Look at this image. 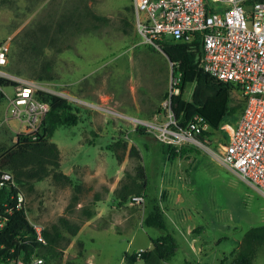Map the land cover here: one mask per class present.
Masks as SVG:
<instances>
[{
    "label": "rangeland",
    "instance_id": "374dc122",
    "mask_svg": "<svg viewBox=\"0 0 264 264\" xmlns=\"http://www.w3.org/2000/svg\"><path fill=\"white\" fill-rule=\"evenodd\" d=\"M38 23L50 24L42 58L20 44L24 32ZM6 39L7 62L0 69L7 77L35 79L32 75L41 62L49 61L52 78L38 81L63 92L67 99L84 101H76L81 106L78 123L58 126L51 138L60 149L63 172L72 166L79 172L83 166L87 182L81 184L79 180L81 192H85L82 206L90 207L87 201L93 199V186L104 196L111 188L130 183L136 178V165L143 166L146 197L130 206L136 212L131 220L137 217V226L126 229L112 224L78 233L87 256L93 253L97 264H119L126 252L148 247L149 236L165 234L166 230L141 226L145 208L154 204V197L164 213L167 231L178 244L172 264H229V254L245 231L264 224V194L204 149L185 148L179 153L181 159H168L165 147L152 136L134 133L137 124L132 119L112 113L143 112L159 106L174 80L171 62L162 52L144 45L137 34L132 0H0V43ZM192 88L193 84L185 88L186 100H190ZM3 90L13 94L10 85ZM232 97L235 102L242 100L236 90ZM5 107V97L0 98V142L9 144L27 127L16 118L4 120ZM118 139L126 142V150L119 146L114 153L108 146ZM131 145L137 154H128ZM115 154H122V159ZM71 185L56 184L48 176L35 182L31 191L23 189L28 220L47 226L65 213L72 222H79L82 206L75 208V203L68 207L74 204L72 195L78 191ZM162 188L166 199L158 197ZM118 210L121 214L122 208ZM179 222L192 226L188 236L183 235ZM198 227L203 228L195 232ZM73 240L70 236L67 244L61 241L59 257L50 264H72L71 259L81 249L77 240L70 247ZM253 264H264V243L256 248Z\"/></svg>",
    "mask_w": 264,
    "mask_h": 264
},
{
    "label": "built area",
    "instance_id": "2783aa9c",
    "mask_svg": "<svg viewBox=\"0 0 264 264\" xmlns=\"http://www.w3.org/2000/svg\"><path fill=\"white\" fill-rule=\"evenodd\" d=\"M134 25L141 41L159 49L160 41L188 42L195 36L201 43L200 65L211 76L232 83L242 97V108L227 115L214 131L199 114L179 124L170 105V94L178 88L170 84L161 110L153 118L129 117L159 142L204 149L245 182L264 194V0H132ZM9 39L0 43V67L7 62ZM0 76L5 72L0 69ZM15 81L13 94H5L4 120L16 118L27 130H36L47 111V104L34 96L37 90L64 95L38 80L8 77ZM27 93V94H25ZM71 100H83L69 97ZM84 102V101H83ZM110 111V110H109ZM111 112V111H110ZM114 115L120 116L113 111ZM122 117H127L121 115ZM209 133L203 135V133ZM222 132L223 136H222ZM213 142L217 147L209 146ZM10 179L8 173L1 175ZM144 201L143 194L130 197V204ZM25 205L22 192L16 194V208ZM5 219L0 216V228ZM31 223V222H30ZM36 238L44 226L31 223ZM141 250V248L139 249ZM17 264H25L18 261ZM28 264H45L34 255Z\"/></svg>",
    "mask_w": 264,
    "mask_h": 264
},
{
    "label": "trees",
    "instance_id": "16d2710c",
    "mask_svg": "<svg viewBox=\"0 0 264 264\" xmlns=\"http://www.w3.org/2000/svg\"><path fill=\"white\" fill-rule=\"evenodd\" d=\"M97 16L100 19L99 15ZM91 26L96 27L97 24L91 23ZM49 27L50 24H32L24 32L20 44L29 47L36 58L44 57L43 47L49 40ZM57 28L60 29L61 25ZM146 46L153 51L162 52L171 62V74L176 79L173 87L178 88V92L170 94V105L179 124H184L192 115L199 114L212 130L216 131L227 115H235L241 110L242 100L235 102L232 97L235 88L233 84L211 76L201 67L202 49L197 36L188 42L160 41L159 49L150 44ZM51 68V62L42 61L40 69L32 75L34 80L51 79ZM14 84L15 81L11 78L0 76L1 87L9 85L13 87ZM188 84H193L190 100L184 98ZM168 94L169 92H165L163 98L168 97ZM34 96L39 101L45 102L48 107L39 127L34 131L17 132L9 144L6 141L0 142V216L5 219L3 227L0 228V264H17L18 261L28 264L34 255L43 257L45 264H50L59 257L61 251L57 248L61 247V241L64 240L67 244L69 237L75 235L80 228V223L72 222L66 215L60 214L56 220L44 226L42 237L45 242H41L36 238L35 231L27 218L26 206L20 208L15 206L18 192H22L23 189L31 191L35 182L48 176L56 184L62 186L73 184L74 188H79L78 184L73 183L71 176L61 171L59 148L51 138L58 126L78 123L80 104L43 90H37ZM4 97L5 94L0 91V98ZM135 131L139 134H149L140 124L136 125ZM207 134L209 133H203V135ZM160 144L165 147L170 159L183 153L185 148L193 147L177 148L162 142ZM119 146L124 152L127 144L122 139H118L108 148L115 153ZM133 153L137 154V150L131 145L128 154ZM115 155L118 160L122 159V154ZM3 173H8L11 180L1 178ZM135 177L130 183H123L115 189L114 196L118 205L125 203L134 194H143L145 198L144 169L141 163L136 165ZM75 199L76 197L72 195V201ZM72 204L69 203L68 207ZM81 210L87 217L92 213L85 207ZM142 226H153L166 232L151 237V247L126 252L122 264H134L138 260L142 264H171L169 259L175 254L178 244L174 236L167 231L164 213L157 202L143 217ZM201 228H196L195 232ZM64 230L68 235L64 234ZM262 243H264V224L248 228L238 242L237 248L229 254L231 256L229 264H253L256 248Z\"/></svg>",
    "mask_w": 264,
    "mask_h": 264
},
{
    "label": "crops",
    "instance_id": "0c3cea01",
    "mask_svg": "<svg viewBox=\"0 0 264 264\" xmlns=\"http://www.w3.org/2000/svg\"><path fill=\"white\" fill-rule=\"evenodd\" d=\"M133 22H134V19H133ZM135 30H136V28H135ZM144 45H145V43H144ZM85 103H88V102L85 101ZM160 110H161V103H160L159 106L154 105L152 108H147L146 111H143V112L140 111V110H134V111H132V113L126 112V111H119L120 113L119 112H117V113H119L120 116L121 115H125L127 117H136V118H141V119H150V118H153L156 115H158ZM134 133L139 134L136 131H134ZM151 136H152L151 134H148V137H151ZM155 141L160 144V142L158 140L155 139ZM60 154L61 153H60V149H59V155ZM176 157L181 159V157L179 155H177ZM167 158L170 159L168 154H167ZM62 161L63 160L60 159V169H61V171H62V167H61ZM82 169H83V166H81V170L79 172H77V171H75V167L72 166V168H69L67 170L68 172H63L62 171L63 173H65V174H67L69 176H71L70 173H75V175H76L75 178L71 177L72 180H73V183L76 184V182H78V187H79L77 193L73 194L76 197V199L74 201V204H72L71 206L73 207L75 205V203H76L75 208H80L82 206L83 201L85 200V198L83 197L85 192L84 191L81 192V188L82 187L80 185L85 183V182H87V181H85L86 177L84 176V173L82 172ZM163 178L165 179V177H163ZM79 180L81 181L80 182L81 184L79 183ZM167 181H170V180H168V178H167ZM87 187H88V185H86V188ZM88 188H90V187H88ZM92 188H94L92 193H91V195L93 196V199H90L88 201L86 200L87 203H90V207H85L88 210H90L92 213L88 217L85 216L86 215L85 212H83L81 210L84 207V205L81 207L80 212L82 214L80 215V217H78L79 218V222L78 223H80V228H79V230L77 231V233L75 235H72V239L77 240L79 242V244L81 245V249L78 252V254H74L75 255L74 258L71 259L72 264H97L94 261V254L93 253L90 254L89 256H87V251L85 250V246H84L83 242L81 241V239H79V237H78V233L82 229H91V230H94V229H97V228L98 229H101V228L104 229L106 226L112 225V224L116 225L117 228H123L124 227L126 229H130L131 227H136L137 226V217H135V219L133 221L131 220V218L136 214V212H135V210L130 208V206L132 204H130L129 198L122 205H118L117 202H116L117 200H116V198L114 196V191H115L116 188H118V186H115L114 188H111L110 190H108V192L104 196H100L98 194V192L95 191V187L94 186ZM105 190H107V189L105 188ZM111 193H112V195H111ZM166 193L167 192L165 191V189L162 188V190H160L159 193H158V197L161 198V199H166V197H167ZM111 197H112V199L110 201ZM145 197H146V190H145ZM153 201L155 203V201H156L155 197L153 198ZM151 207L150 208H145L146 211L149 212ZM120 208H122V210H121L122 213L118 214V212H119L118 209H120ZM61 214L66 215L65 213H61ZM58 215H60V214H58ZM66 216L68 217V215H66ZM177 225H178V227H180L182 229V233H183L184 236H188V234L191 233L190 231L193 229L192 226L188 225V224H186L185 227H184L183 226L184 224L181 223V222H179ZM141 226H142V224H141ZM148 227H152V226H148ZM196 232H198V231H196ZM65 235H68V234H65ZM158 236H160V235H158ZM151 237H157V236H149V238H148V247H145V248L151 247V239H150ZM192 239H194V238H192ZM74 240L72 241V243H70V247L73 244ZM170 260H171V258L169 259V263H171ZM123 262H124V256H122V258L119 260V264H122Z\"/></svg>",
    "mask_w": 264,
    "mask_h": 264
},
{
    "label": "water",
    "instance_id": "95a60500",
    "mask_svg": "<svg viewBox=\"0 0 264 264\" xmlns=\"http://www.w3.org/2000/svg\"><path fill=\"white\" fill-rule=\"evenodd\" d=\"M168 59V58H167ZM168 61L170 62V60L168 59Z\"/></svg>",
    "mask_w": 264,
    "mask_h": 264
},
{
    "label": "snow or ice",
    "instance_id": "6c2138e0",
    "mask_svg": "<svg viewBox=\"0 0 264 264\" xmlns=\"http://www.w3.org/2000/svg\"><path fill=\"white\" fill-rule=\"evenodd\" d=\"M25 94H27V93H25Z\"/></svg>",
    "mask_w": 264,
    "mask_h": 264
}]
</instances>
